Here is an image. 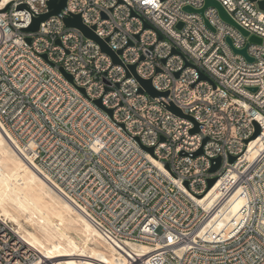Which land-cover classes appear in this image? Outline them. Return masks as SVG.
Returning <instances> with one entry per match:
<instances>
[{"label": "built area", "instance_id": "1", "mask_svg": "<svg viewBox=\"0 0 264 264\" xmlns=\"http://www.w3.org/2000/svg\"><path fill=\"white\" fill-rule=\"evenodd\" d=\"M49 1L0 0V128L18 153L107 244L145 249L124 252L128 264H264V11L257 2L215 0L261 44L213 7L202 16L183 11L202 9L204 0H67L37 32H25ZM73 15L120 64L65 26ZM227 38L235 50L247 45L252 62ZM129 66L167 97L140 92ZM38 263L45 264L0 218V264Z\"/></svg>", "mask_w": 264, "mask_h": 264}, {"label": "bare ground", "instance_id": "2", "mask_svg": "<svg viewBox=\"0 0 264 264\" xmlns=\"http://www.w3.org/2000/svg\"><path fill=\"white\" fill-rule=\"evenodd\" d=\"M25 156L29 158V154ZM214 190L208 191L207 203L216 201ZM237 206L238 202L233 210ZM0 210L11 219L22 218L24 225H37L35 234L24 229L21 238L39 250L45 264H128L124 252L146 254L145 249L130 245H127L129 250L107 244L85 215L34 168L32 160L26 161L18 153L1 128ZM18 226V231L22 230L20 223ZM69 229H76L77 239L69 236Z\"/></svg>", "mask_w": 264, "mask_h": 264}, {"label": "water", "instance_id": "3", "mask_svg": "<svg viewBox=\"0 0 264 264\" xmlns=\"http://www.w3.org/2000/svg\"><path fill=\"white\" fill-rule=\"evenodd\" d=\"M67 0H50L48 2V13L45 14V15H42V16H39L35 19L32 20V23L31 25L25 30V32L27 33H35L38 31V28H39V24L42 22V21H45L47 18H49L50 16L52 15H57L60 13V11L65 7V3H66ZM250 1H253V2H257V5H258V8L262 11H264V0H261V1H258V0H250ZM208 7H213L214 9L217 10L218 12V15L220 17V19L227 23L228 25L232 26L233 28H235L243 37H248V41L249 43H253V44H261V40L258 39L257 37H254V36H249L248 32H246L244 29H242L240 26H238L234 21H232L229 16L226 14V12L224 11V9L222 8V6L215 0H204V6L202 9L198 10V11H193L191 8L189 7H185L183 8V11L185 12H195V13H198L200 14L201 16L203 15L204 11L206 8ZM64 24L66 27L68 28H74V29H77L78 31H80L84 37L98 43L100 45V48L101 50L106 53L108 56H110L112 59H113V62L115 64H120V61L118 59V56L114 53H112L108 47L106 46L105 42L99 40L95 34L93 33V29H89L87 27H85L80 19V15H73V16H70L68 18H66L64 20ZM205 24L208 25V23L205 21ZM147 27V26H146ZM178 28L181 27V24H179L177 26ZM226 42L228 43V45L232 48V43H231V40L230 39H226ZM26 43L30 44V39L27 38L26 39ZM233 49V48H232ZM246 49H247V45L245 46V48H243L242 50H235L233 49V52L235 54H238V55H241L243 56L246 61L248 62H252V60L250 58H248L247 56V53H246ZM118 55L120 54V52L117 53ZM60 71L63 73L62 69H60ZM129 71L130 73L137 78L136 74H135V66H129ZM64 76L69 80L71 81V77L66 75L65 73H63ZM127 76H129V73H127ZM177 76V74H176ZM201 79H204V77H201ZM137 80L139 81L140 85H141V89L139 90L140 92L144 91L145 93H147L150 97L152 98H159V97H167V93H158L156 92L153 88H152V85H151V81H145V80H141L139 78H137ZM83 92V90H82ZM94 104L100 108V109H104L101 105V101L100 100H96L94 101ZM166 109L172 113L173 115L181 118V119H185V120H188L190 122H192L194 124V128L190 131V134H196L198 133V126L197 124L194 122V120L189 117V116H186L184 115L179 109H177L175 106H173L172 104H170L169 106L166 107ZM108 115H111V111L109 110H105ZM258 128L256 129V132L254 134V136L252 137V139H255L257 136H258ZM206 140L203 141V143L205 142ZM145 151L149 152L150 154H152L153 150L150 148V149H144ZM201 154V150H199L198 152H196L195 154H193L192 156H197V155H200ZM233 159L230 158V162H232ZM219 163H220V159H215L213 160V163H212V167H211V172H214L217 170V168L219 167ZM166 168H167V165H166ZM215 181L216 179H212V180H209L208 182V188L207 190L211 189L213 187V185L215 184Z\"/></svg>", "mask_w": 264, "mask_h": 264}, {"label": "rangeland", "instance_id": "4", "mask_svg": "<svg viewBox=\"0 0 264 264\" xmlns=\"http://www.w3.org/2000/svg\"><path fill=\"white\" fill-rule=\"evenodd\" d=\"M259 1H261V0H259ZM0 218L2 219V220H4V221H6L8 224H9V226L13 229V231L14 232H16L19 236H20V238H21V236H22V232L23 231H28V232H30V233H32V234H35L36 233V230H35V227L37 226L36 224H35V226H34V224H32V226H27V225H24L25 223V221L22 219V218H16V220L15 219H11V218H9V217H7L6 215H4L3 213H1V210H0ZM16 221V222H15ZM53 222L54 223H58V221L57 220H53ZM21 224V226H23V228H22V230H20V231H18V228H19V226H18V224ZM25 229V230H24ZM75 230V231H74ZM68 234H69V236L70 237H73L74 239H77V231H76V229H69L68 230V232H67ZM76 234V235H75ZM22 239V238H21ZM27 244V243H26ZM30 246V245H29ZM31 247V246H30ZM32 248V250H33V253L35 254V255H37L38 256V259L39 260H43L41 257H40V254L38 253L39 252V250L37 249V248H33V247H31ZM100 250H103L104 248H99ZM42 263H43V261H41ZM44 263H46V262H44Z\"/></svg>", "mask_w": 264, "mask_h": 264}]
</instances>
